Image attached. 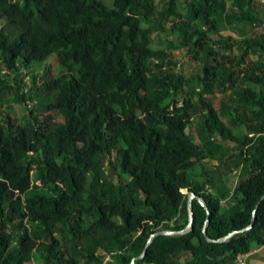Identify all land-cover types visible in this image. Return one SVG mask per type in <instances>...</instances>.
Segmentation results:
<instances>
[{"label": "trees", "instance_id": "obj_1", "mask_svg": "<svg viewBox=\"0 0 264 264\" xmlns=\"http://www.w3.org/2000/svg\"><path fill=\"white\" fill-rule=\"evenodd\" d=\"M254 5L0 0V83L26 111L18 123L0 88V264H236L264 244ZM153 32L182 46L193 73ZM222 167L238 170L233 187Z\"/></svg>", "mask_w": 264, "mask_h": 264}, {"label": "rangeland", "instance_id": "obj_2", "mask_svg": "<svg viewBox=\"0 0 264 264\" xmlns=\"http://www.w3.org/2000/svg\"><path fill=\"white\" fill-rule=\"evenodd\" d=\"M108 1V0H107ZM255 9L258 11L260 18L264 22V2L262 0H255ZM4 21L0 19V25H2ZM251 34L255 33H262L264 32V23H253L251 24V27L247 29ZM221 35H236L234 31H232L229 27H225L220 31ZM152 37L153 45L154 46H162L164 48H168L171 50L173 58L176 61L175 68H178L180 72L183 75H189L193 73V71L196 69V62L191 59L183 50L182 46H180L177 43H174L172 47H167L168 46V41H169V36L165 35L163 32H153L150 34ZM222 53H224L227 56H231V52L224 51L223 49H220ZM235 53V52H234ZM7 70L5 69L4 65L0 62V76L2 77L3 80H7L8 76L6 75ZM22 79L23 81H28V72L27 70H22ZM0 88H1V94L4 98H10L11 100L8 102L7 105H3V107H8L11 108L12 111H14L12 114L15 116V119L18 123L24 124L25 122V115L26 111L23 107L22 102L16 101L12 94L8 91V89L4 88L1 86L0 83ZM25 88V83L21 84L20 90H24ZM228 96L227 94H218V99H217V104L226 99ZM64 115L63 111L57 112V116L62 118ZM238 170L237 169H223L222 167V172L220 174V180L222 183H224L227 187H233L237 181H238ZM106 261V258L103 260ZM81 264H86L84 260L80 259Z\"/></svg>", "mask_w": 264, "mask_h": 264}, {"label": "water", "instance_id": "obj_3", "mask_svg": "<svg viewBox=\"0 0 264 264\" xmlns=\"http://www.w3.org/2000/svg\"><path fill=\"white\" fill-rule=\"evenodd\" d=\"M192 197H193V194H192V193H189L188 201H187V204H188L187 207H188V211H189L188 222H187V224L185 225V227H184L183 229H181L179 232L186 231V230H188V229L190 228V226H191V222H192V211H191V202H190V201H191V198H192ZM263 197H264V194L261 196V198H263ZM200 201H201V200H200ZM201 203H203V202L201 201ZM207 213H208V211H207ZM206 221H207V218H206ZM251 225H252V222H251L248 226H246L244 229L249 228ZM202 230H203V233L205 234V225L203 226ZM160 233H161V234H172V233H174V231H172V230L160 229V230L156 231L155 234H160ZM230 235H231V233H228L227 235H225V236L222 237L221 239L227 238V237L230 236ZM152 236H153V234H151V235L149 236V238H148L146 244L149 243V241H150V239H151ZM206 238H207V239H210V238L207 237V236H206ZM221 239H220V240H221ZM144 253H145V250L140 254V257L143 256ZM130 264H136V263H135L134 260L132 259V260L130 261Z\"/></svg>", "mask_w": 264, "mask_h": 264}, {"label": "crops", "instance_id": "obj_4", "mask_svg": "<svg viewBox=\"0 0 264 264\" xmlns=\"http://www.w3.org/2000/svg\"><path fill=\"white\" fill-rule=\"evenodd\" d=\"M244 264H264V244L252 248L244 258Z\"/></svg>", "mask_w": 264, "mask_h": 264}, {"label": "built area", "instance_id": "obj_5", "mask_svg": "<svg viewBox=\"0 0 264 264\" xmlns=\"http://www.w3.org/2000/svg\"><path fill=\"white\" fill-rule=\"evenodd\" d=\"M249 251L238 254L235 259L236 264H244V258L249 254ZM101 264H108V263L106 261H103Z\"/></svg>", "mask_w": 264, "mask_h": 264}]
</instances>
